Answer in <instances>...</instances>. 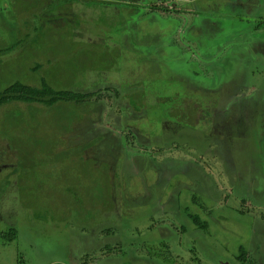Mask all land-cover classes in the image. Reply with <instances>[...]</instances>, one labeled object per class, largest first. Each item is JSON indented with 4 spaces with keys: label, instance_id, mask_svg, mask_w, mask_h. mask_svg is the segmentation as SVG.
I'll list each match as a JSON object with an SVG mask.
<instances>
[{
    "label": "rangeland",
    "instance_id": "obj_1",
    "mask_svg": "<svg viewBox=\"0 0 264 264\" xmlns=\"http://www.w3.org/2000/svg\"><path fill=\"white\" fill-rule=\"evenodd\" d=\"M136 3L0 0V94L92 93L0 106V264H264V49Z\"/></svg>",
    "mask_w": 264,
    "mask_h": 264
},
{
    "label": "crops",
    "instance_id": "obj_2",
    "mask_svg": "<svg viewBox=\"0 0 264 264\" xmlns=\"http://www.w3.org/2000/svg\"><path fill=\"white\" fill-rule=\"evenodd\" d=\"M103 1L110 2L113 0ZM124 1L129 4L132 0ZM134 1L137 2L136 4L144 5L148 10H159L161 15L164 14V8L189 10L187 14H194L193 16L195 17H197V13L200 11L204 40L208 39L212 42L217 39L218 45L221 46V51H224L221 53V57L224 59H229L230 53L232 52L233 56L239 53L244 55L245 52H238V49L248 52L256 45L257 49L249 53L254 55L257 62L259 56L258 50L264 49V0H133V2ZM161 9L163 10L161 11ZM238 24H241V26L236 29V25ZM194 25L193 23L191 31H195ZM235 48H238L237 51ZM227 52H229V54H227ZM233 61L232 59V62ZM232 62L226 61L223 64L225 67H230ZM262 62L264 64V59ZM251 64L252 63L248 65L250 68L249 72L256 74L258 71H255V68L252 67L253 64ZM230 70L231 69L226 72H230ZM236 70H238V68H236ZM262 72H264V70H262ZM255 89V87H251V91L245 93V95H248L246 97L249 98ZM260 95L261 97L259 99L262 100L264 92H260ZM260 102L262 104V101Z\"/></svg>",
    "mask_w": 264,
    "mask_h": 264
},
{
    "label": "trees",
    "instance_id": "obj_3",
    "mask_svg": "<svg viewBox=\"0 0 264 264\" xmlns=\"http://www.w3.org/2000/svg\"><path fill=\"white\" fill-rule=\"evenodd\" d=\"M39 68L40 66H35L33 69L39 70ZM42 83L43 84L41 85V87H35L32 84H26L17 81L16 83L8 87L4 93L0 94V106L13 101L34 102L46 105H53L59 101H76L77 103H81L82 101L86 102L92 99V93L90 94L86 92L83 93L81 91L56 89L52 87L50 83L47 82V79L44 77L42 79ZM192 217L195 223L198 224V226L207 228V222L202 221L200 216L192 215ZM111 233L113 232L110 230L106 232V234ZM13 238L11 237L10 240H12ZM246 254L247 252H245L244 248H242V255L240 256V258L242 260L246 259L245 261H247Z\"/></svg>",
    "mask_w": 264,
    "mask_h": 264
},
{
    "label": "flooded vegetation",
    "instance_id": "obj_4",
    "mask_svg": "<svg viewBox=\"0 0 264 264\" xmlns=\"http://www.w3.org/2000/svg\"><path fill=\"white\" fill-rule=\"evenodd\" d=\"M83 233H85V232H82V234H78V236H77V238H78V241H79V243L80 244H82L81 242H84V243H86L87 245L85 246V248H86V252H85V254L83 255V256H85L86 258H88L90 255H91V251H93V249H97L98 248V246H99V242L97 241V243H95V247H93L92 246V243L91 244H88V243H90V241L88 240V239H86L85 237H87V235H83ZM112 234V233H111ZM15 238H13V240H14ZM79 244V245H80ZM101 245V244H100ZM72 255H69L68 257H66V260H65V262H63V263H65V264H73V261L74 262H76L77 263V254H75V253H71ZM90 254V255H89ZM74 260H73V259ZM76 258V259H75ZM58 263H61V262H58Z\"/></svg>",
    "mask_w": 264,
    "mask_h": 264
},
{
    "label": "water",
    "instance_id": "obj_5",
    "mask_svg": "<svg viewBox=\"0 0 264 264\" xmlns=\"http://www.w3.org/2000/svg\"><path fill=\"white\" fill-rule=\"evenodd\" d=\"M55 264H65V263H55Z\"/></svg>",
    "mask_w": 264,
    "mask_h": 264
}]
</instances>
